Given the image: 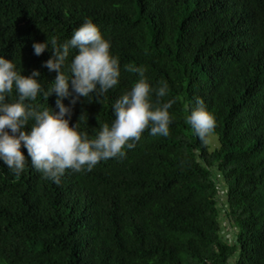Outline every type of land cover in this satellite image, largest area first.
<instances>
[{
  "label": "trees",
  "instance_id": "obj_1",
  "mask_svg": "<svg viewBox=\"0 0 264 264\" xmlns=\"http://www.w3.org/2000/svg\"><path fill=\"white\" fill-rule=\"evenodd\" d=\"M85 19L110 40L120 78L99 102L79 98L70 126L81 115L95 138L136 66L153 87L168 84L169 135L145 130L124 156L67 170L59 185L30 161L19 176L0 162V264H264V0H0V55L23 75L38 69L47 89L52 50L36 56L33 41L63 43ZM197 97L216 118L213 153L185 122ZM31 103L55 110V95ZM213 168L230 185L233 242Z\"/></svg>",
  "mask_w": 264,
  "mask_h": 264
},
{
  "label": "clouds",
  "instance_id": "obj_2",
  "mask_svg": "<svg viewBox=\"0 0 264 264\" xmlns=\"http://www.w3.org/2000/svg\"><path fill=\"white\" fill-rule=\"evenodd\" d=\"M32 48L36 56L52 50L41 65L56 73L47 89L38 69L23 75L13 59L0 55V162L15 175L19 176L30 161L45 179L59 185L67 170L90 172L101 161L124 156V149L134 148L145 130L153 136L169 135L173 120L169 109L175 100L160 102L168 93V84L153 87L145 75L146 68L136 66L126 70L136 73L139 79L112 104L115 118L110 124H102L95 138L81 130V115L70 126L73 106L79 98L99 102L120 78L119 57L111 53L110 40L91 19H85L63 43L52 37L33 41ZM13 92L15 99L10 101ZM41 95L47 100L55 95V110L49 105L33 106L31 102ZM185 111V122L197 136L204 138L215 129V115L202 98L186 105Z\"/></svg>",
  "mask_w": 264,
  "mask_h": 264
},
{
  "label": "rangeland",
  "instance_id": "obj_3",
  "mask_svg": "<svg viewBox=\"0 0 264 264\" xmlns=\"http://www.w3.org/2000/svg\"><path fill=\"white\" fill-rule=\"evenodd\" d=\"M207 144L211 153L217 150L219 147L217 135L213 134L212 132L209 133ZM212 177L217 185L216 200L218 204L219 215H221V218H219V223H221V234L226 240L233 242L236 238L237 230L231 223L230 219H228V216L225 212V208H229L227 202V191L230 185L228 183L227 186V181L224 179V176L221 175L217 168H213Z\"/></svg>",
  "mask_w": 264,
  "mask_h": 264
}]
</instances>
